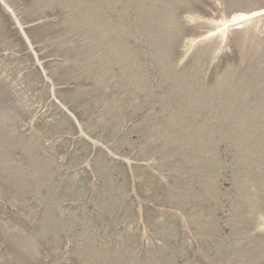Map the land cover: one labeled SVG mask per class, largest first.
Returning <instances> with one entry per match:
<instances>
[{
  "label": "rangeland",
  "instance_id": "obj_1",
  "mask_svg": "<svg viewBox=\"0 0 264 264\" xmlns=\"http://www.w3.org/2000/svg\"><path fill=\"white\" fill-rule=\"evenodd\" d=\"M0 264H264V0H0Z\"/></svg>",
  "mask_w": 264,
  "mask_h": 264
},
{
  "label": "trees",
  "instance_id": "obj_2",
  "mask_svg": "<svg viewBox=\"0 0 264 264\" xmlns=\"http://www.w3.org/2000/svg\"><path fill=\"white\" fill-rule=\"evenodd\" d=\"M231 197L233 199L234 194H232ZM217 202H219V204L214 203V204H211L212 206L211 205L210 206L214 210H217V209H220L221 207H224L225 208L224 211L226 213L225 217L228 218V220H230V218L232 217L233 211H234V206L232 205V200H231V202L228 203V205L226 202L224 203V201H222L221 198H219V199L217 198ZM213 212H214V216L217 218L218 217L217 212H215V211H213Z\"/></svg>",
  "mask_w": 264,
  "mask_h": 264
}]
</instances>
